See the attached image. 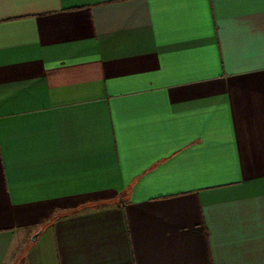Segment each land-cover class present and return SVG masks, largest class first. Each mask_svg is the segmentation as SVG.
I'll use <instances>...</instances> for the list:
<instances>
[{
	"label": "crops",
	"instance_id": "obj_1",
	"mask_svg": "<svg viewBox=\"0 0 264 264\" xmlns=\"http://www.w3.org/2000/svg\"><path fill=\"white\" fill-rule=\"evenodd\" d=\"M0 264H264V0H0Z\"/></svg>",
	"mask_w": 264,
	"mask_h": 264
},
{
	"label": "water",
	"instance_id": "obj_2",
	"mask_svg": "<svg viewBox=\"0 0 264 264\" xmlns=\"http://www.w3.org/2000/svg\"><path fill=\"white\" fill-rule=\"evenodd\" d=\"M36 238V234L33 236V239Z\"/></svg>",
	"mask_w": 264,
	"mask_h": 264
}]
</instances>
